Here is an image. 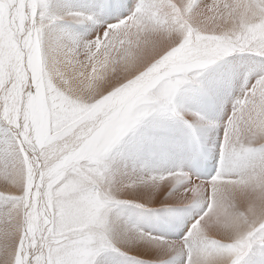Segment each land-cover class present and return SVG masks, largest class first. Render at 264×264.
<instances>
[{
  "label": "snow or ice",
  "instance_id": "1",
  "mask_svg": "<svg viewBox=\"0 0 264 264\" xmlns=\"http://www.w3.org/2000/svg\"><path fill=\"white\" fill-rule=\"evenodd\" d=\"M0 264H264V0H0Z\"/></svg>",
  "mask_w": 264,
  "mask_h": 264
}]
</instances>
